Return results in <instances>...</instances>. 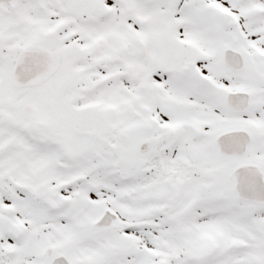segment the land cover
Returning <instances> with one entry per match:
<instances>
[{"label":"snow or ice","instance_id":"6c2138e0","mask_svg":"<svg viewBox=\"0 0 264 264\" xmlns=\"http://www.w3.org/2000/svg\"><path fill=\"white\" fill-rule=\"evenodd\" d=\"M0 264H264V0H0Z\"/></svg>","mask_w":264,"mask_h":264}]
</instances>
